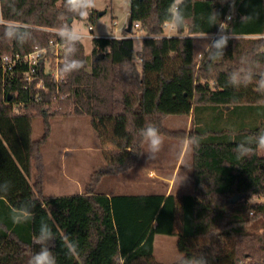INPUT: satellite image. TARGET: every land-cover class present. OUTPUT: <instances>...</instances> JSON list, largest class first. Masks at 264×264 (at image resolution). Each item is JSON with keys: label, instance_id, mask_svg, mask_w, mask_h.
Here are the masks:
<instances>
[{"label": "trees", "instance_id": "obj_1", "mask_svg": "<svg viewBox=\"0 0 264 264\" xmlns=\"http://www.w3.org/2000/svg\"><path fill=\"white\" fill-rule=\"evenodd\" d=\"M81 11L87 15L66 0H0V64L3 56L23 58L50 41L65 46L58 83L43 62L29 85L22 59L7 73L0 65V241L17 247L0 256L28 264L47 247L56 264H162L154 257V237L164 235L175 237L181 255L172 264L188 257L264 264V150L256 148L264 132V0H130L128 25L138 22L150 38L135 52L131 38L94 37L89 64L81 40L59 34L71 31L75 20L94 21V10ZM165 22L174 24L175 36L161 37ZM222 38L225 46L216 48ZM73 60L83 67L65 74L64 64ZM190 114L188 132L164 125L169 115ZM68 116H88L95 129L112 121L123 135L110 165L92 174L82 194L46 196L40 179L31 180L33 158L39 160L32 122ZM224 120L230 124L218 125ZM149 124L162 137L197 141L191 145L192 192L97 193L101 177L136 165L145 143L140 130ZM241 143L253 154L238 159ZM25 213L31 214L26 222H12ZM45 224L52 239L35 243Z\"/></svg>", "mask_w": 264, "mask_h": 264}, {"label": "rangeland", "instance_id": "obj_2", "mask_svg": "<svg viewBox=\"0 0 264 264\" xmlns=\"http://www.w3.org/2000/svg\"><path fill=\"white\" fill-rule=\"evenodd\" d=\"M130 0H95L96 17L91 22L87 19L73 21L72 30H77L83 37L81 42L85 54L91 61V38H105L122 35L129 36L123 30L127 28ZM93 31H88V26ZM137 35L140 32L133 31ZM175 36V30H168ZM143 34H146L143 31ZM91 38H90V37ZM119 38V37H118ZM142 40L133 39L135 52ZM136 63L139 62L135 57ZM212 124L216 122L211 120ZM234 121V119L232 120ZM238 124V122H235ZM230 121H220L218 125L228 126ZM169 130L189 131L192 125L190 115H169L164 120ZM231 125L232 122H231ZM225 126V127H226ZM123 132L118 131L112 121L93 126L88 116H68L41 119L32 122V140L39 160L33 158L32 182L40 179L43 195H76L84 190L93 173L106 169L112 160V152L120 141ZM162 148L156 159H149L147 145L144 143L142 155L136 165L120 174L106 175L95 186L97 193L105 194H158L185 192L188 175L192 171V149L189 141H179L162 137ZM187 143V150L180 153ZM180 162L178 165V160ZM253 198L252 202L258 201ZM17 247L10 241H0V252H14ZM154 257L162 264L177 262L181 255L176 249V239L172 236L154 237ZM0 264H23L19 257L0 256Z\"/></svg>", "mask_w": 264, "mask_h": 264}, {"label": "clouds", "instance_id": "obj_3", "mask_svg": "<svg viewBox=\"0 0 264 264\" xmlns=\"http://www.w3.org/2000/svg\"><path fill=\"white\" fill-rule=\"evenodd\" d=\"M66 2L69 8L73 11L79 12V15L81 17H84L87 15V12L81 11V9L95 7V0H66ZM172 13H173V18H178L180 15L175 5H173ZM231 18H232L231 16L227 17V19L229 20ZM242 19H245V18L242 17ZM5 29H6V34H9V35L14 34V32L9 29V26L5 25ZM59 34L70 42L78 41L81 39V34L75 29L71 31L62 30ZM226 42H227L226 38H222L216 42L215 47L222 48L225 46ZM81 67H83V63L81 61L73 60L71 62H66L63 66L62 71L65 74H67L73 70H78ZM261 86L264 87V80L261 81ZM140 135L142 136L144 142L147 145V151L150 154L149 159H156L157 154L161 151L162 144H163L159 129L155 127L154 125L149 124L140 130ZM196 143L197 141L194 139L189 140V145L194 146ZM256 148L260 150H264V132H262L256 139ZM235 152L237 153V158L239 159L245 156L252 155L254 152V149L251 147H246L245 144L241 143V144L236 145ZM30 218H31V214L25 213L23 216L13 215L11 219L14 224H21V223L26 222ZM52 237H53V233L51 229L45 224L41 227L40 236L36 238L34 242L44 244L47 240L52 239ZM67 247H68V252L70 254H73V255L77 254V248L75 245L69 243ZM28 264H56V259L53 256L52 252L47 247H42L38 253H35L30 258V260L28 261ZM181 264H208V260L203 257L199 259L188 257V258H183L181 261Z\"/></svg>", "mask_w": 264, "mask_h": 264}, {"label": "built area", "instance_id": "obj_4", "mask_svg": "<svg viewBox=\"0 0 264 264\" xmlns=\"http://www.w3.org/2000/svg\"><path fill=\"white\" fill-rule=\"evenodd\" d=\"M173 31L175 30V26L172 22H165L163 24V31L164 33L161 35V37H171L167 31ZM88 31L92 32L93 27L88 26ZM133 31L135 32H140L139 35L136 33H132ZM129 36L128 38L131 39H140L144 40L147 38H150V36L143 34V31L140 29V24L138 22H135L131 26V31L128 33ZM81 37H83L81 35ZM90 37V36H89ZM198 37H206V36H201L198 35ZM215 37V36H211ZM122 37H119L117 39H121ZM124 38V37H123ZM153 38H156L155 36ZM65 50V46L63 44H59L54 41H50V46L49 48H40V49H35L34 51L30 52L29 54L25 55L23 58H21L18 55L15 56H3L1 59V68L3 72L7 73L10 72L13 66L20 61L21 59L26 63L27 65V72L24 75V81L29 85L32 82L36 80V66L40 63L43 62L45 65V72H47L55 82H60L63 78V76L59 73V63L63 61L61 58L62 52ZM43 85L42 79H38L35 83L36 88H40Z\"/></svg>", "mask_w": 264, "mask_h": 264}, {"label": "crops", "instance_id": "obj_5", "mask_svg": "<svg viewBox=\"0 0 264 264\" xmlns=\"http://www.w3.org/2000/svg\"><path fill=\"white\" fill-rule=\"evenodd\" d=\"M128 34V33H127ZM120 36H122V35H117V36H113V37H105V38H118V37H120ZM91 38V37H90ZM92 39V38H91ZM142 42H143V40H142ZM142 45V44H141ZM141 49V46H140V48L137 50V51H139ZM135 51V50H134ZM136 51V52H137ZM137 59V58H136ZM138 61V60H137ZM187 143H185V146H184V149L181 151V153H180V155L182 156L185 152H186V150H187ZM36 153V152H35ZM179 162H180V158H179V160H178V165H179ZM192 166V165H191ZM191 171H192V168H191ZM33 174V173H32ZM186 185L187 186H185V187H181L180 189H183V188H186L187 190L185 191V192H179V193H170V192H167V193H161V194H165V195H169V194H173L174 196H179V195H183V194H189V193H191L192 192V187H193V176H192V174H191V176H189L188 175V179H187V181H186ZM84 192V190H82V192L81 193H78V194H82ZM49 196H53V195H49ZM58 196H67V195H54V197H58Z\"/></svg>", "mask_w": 264, "mask_h": 264}, {"label": "water", "instance_id": "obj_6", "mask_svg": "<svg viewBox=\"0 0 264 264\" xmlns=\"http://www.w3.org/2000/svg\"><path fill=\"white\" fill-rule=\"evenodd\" d=\"M131 31V25L127 26L126 32L129 33ZM101 57V56H100ZM238 199V196L233 197L230 201L233 203Z\"/></svg>", "mask_w": 264, "mask_h": 264}]
</instances>
